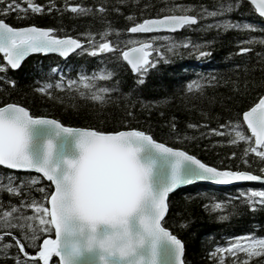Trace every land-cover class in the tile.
<instances>
[{
    "label": "snow or ice",
    "instance_id": "6c2138e0",
    "mask_svg": "<svg viewBox=\"0 0 264 264\" xmlns=\"http://www.w3.org/2000/svg\"><path fill=\"white\" fill-rule=\"evenodd\" d=\"M128 0H119L121 4H127ZM244 0H230L229 3L217 7L214 11H208L200 6L197 14H188L193 11L191 6L173 5L169 9H161L169 14H157L153 18H142L135 22L134 16L129 14L126 20L132 22L127 27L129 34L157 33L167 30L174 33L176 30L187 29L196 25L202 17H216L234 10ZM255 13L264 18V0H248ZM26 7L17 0H0V74L6 70H17L22 61L30 54H58L59 57H68L70 53L87 54L89 57L104 59V54L119 63V60L127 62L131 73L134 75L133 90L141 87L149 70H156L158 61L168 63V56L178 54L183 46L187 51L192 49L196 56L205 57L210 55L207 51H201L213 43L212 40L204 41L203 44H193L191 41L182 39L180 42L172 40L170 35H151L145 40L128 39L126 42L117 39L110 43L106 37L110 28L106 26L99 33L86 32L85 39L74 38L72 35L58 34L63 29L54 27H37L28 25L25 27H13L5 22L4 16L12 14L17 19H27L29 12L40 14L47 10L51 13L55 10L59 16L66 9L73 15L106 14L109 10L105 6L97 4L95 7L84 6L80 3L61 4L56 7L54 0H47V5L35 3L33 0H23ZM135 5L136 0H132ZM148 5H145L147 8ZM118 12V7L111 9ZM179 13V14H176ZM143 16V9L141 10ZM106 23V22H105ZM205 28L219 29L221 32L235 30H257V25L249 23H236L230 19L215 20L212 24L203 26ZM264 32V28H260ZM99 36L102 42L94 37ZM158 40L169 41L165 51L162 52L157 43ZM136 44V47H128L122 50L123 45ZM259 43L264 45V39L252 36L245 41H238L237 55L248 53V46ZM149 49L155 56L150 57ZM53 73L58 68H51ZM113 72H108L112 76ZM84 79L83 76L80 77ZM94 79V77H93ZM65 80L61 74L56 80V88H63L62 81ZM202 81L208 84L215 83L213 77L207 80L189 81L186 85V93L199 91L202 93ZM0 82L14 86L16 81L3 75ZM38 83L34 89L37 93H43L50 99L49 83ZM75 81L67 80L71 86ZM91 87V85H89ZM101 93L118 91L117 88H101ZM131 93L125 94V99ZM94 101H103L105 97L93 94ZM142 107H148L141 101ZM126 116L133 118V112L125 106ZM127 123V121H125ZM48 125L55 129L71 133L75 132L78 137L80 149L79 158L66 160V170L58 171L56 166L48 163L52 152L51 142L44 145V158L41 162H35L26 152L28 144L29 126ZM247 126V133L243 130ZM172 133H175V124L169 125ZM188 128H196L198 125L188 124ZM207 127V125H204ZM221 129H227L231 133L227 143L237 144L242 142L244 147L239 161L246 168L252 164H258V174L249 170H236L229 167L210 165L202 162L196 155L189 154L179 146H167L164 142L156 139L143 130H105L102 126L94 130L91 127H67L57 119H50L42 115H32L29 110L19 103L7 102L0 105V166L9 170H34L36 173L50 182V192L41 187L39 192L42 199H31L28 189L35 183L36 177L31 178V183L24 184V195L27 202L21 201V208L32 209L33 215L25 216L22 213L11 215L4 212L0 217V238L8 236L14 245L4 243L0 239V249L5 258L9 257V248L19 249L24 255L21 259L14 254L11 259L14 264H49L50 257H55L58 264H81V261H89L90 264H183L182 241L169 231L164 225L169 223L166 215L173 209L172 196L180 191V186L189 185L196 181H206L214 184H229L240 181H258L264 183V95H259L256 102L246 110L237 113L231 122L226 121L219 125ZM215 133L223 136L224 133L217 129L209 128L208 134ZM234 137V138H232ZM175 139L183 141L186 138L178 134ZM141 146L150 148L152 154L142 162L137 153ZM253 154V159H246L248 153ZM235 153L228 156L231 159ZM9 194H19V185H9ZM171 194V195H170ZM198 195H203L202 193ZM241 203L250 210H264V190H247L240 192ZM192 199V197H187ZM47 203V207L44 203ZM207 208V205L204 206ZM228 207L227 201L212 203L213 209ZM233 211L236 206L232 205ZM15 211V209H13ZM226 215H218L217 219H226ZM173 225L176 221H172ZM181 227L186 226V221L181 222ZM16 229L21 238L12 234ZM114 231L122 232V239L115 243H108L107 238ZM54 238L45 236L39 243V250L35 251L34 257H29L25 252L24 244L29 247H37V235L39 233H52ZM229 238L228 251L235 256L237 250L248 253L249 256L259 255L264 252V237L257 239L252 236L249 243L240 248L238 244L231 243ZM164 244L166 247L160 248ZM259 246V251H257ZM120 249L119 251L117 249ZM223 246H217L210 253L215 257L217 252L224 253ZM38 258V259H37ZM222 264V262H221ZM232 264H238L233 260Z\"/></svg>",
    "mask_w": 264,
    "mask_h": 264
},
{
    "label": "trees",
    "instance_id": "16d2710c",
    "mask_svg": "<svg viewBox=\"0 0 264 264\" xmlns=\"http://www.w3.org/2000/svg\"><path fill=\"white\" fill-rule=\"evenodd\" d=\"M17 2L26 7L23 0ZM33 2L45 5L46 8L47 0ZM229 2L230 0H136L133 5L132 0H128L127 4H121L119 0H54L57 8L61 4L80 3L93 8L100 4L109 10L106 14L83 16L73 15L66 9L62 10L59 16L55 10L51 13L45 10L40 14L29 12L27 19H17L12 14L4 16V19L10 26L33 24L61 28L63 32L58 34L73 35L82 40L85 37L80 34L99 33L108 26L110 31L104 38L109 39L111 43L117 39L126 42L132 37L126 33V28L132 23L125 19L129 14H132L137 22L145 16L168 13L160 10L169 9L173 5L191 6L193 11L190 13L197 14L200 6L208 11H214ZM145 5L148 7L145 8ZM113 7H118L119 11H111ZM220 19H230L236 23H249L258 27L255 31L229 29L223 32L203 27ZM260 28H264V21L254 13L246 0L235 6L231 12L216 17H202L196 25L187 29L182 28L170 36L176 42L186 39L193 44H203L204 41L212 40L211 45L200 49L209 52L210 55L198 58L192 49L186 51L182 46L178 54L168 56L167 64L158 61L156 70H149L143 85L136 90H133L135 77L128 67L121 59L117 64L109 54H104V59L81 53L72 54L55 73L51 68L61 63L57 57L29 55L17 70L8 69L6 73L0 74V80L6 74L16 81L14 86L0 82V105L7 102L19 103L32 115L48 116L68 126L91 127L94 130L102 126L105 130L130 128L143 130L157 141L187 150L202 162L218 167H229L232 170L239 166L240 170L258 174L256 172L258 164L246 168L244 163L239 161L246 145L242 142L227 143L231 133H228L227 129L219 128V125L226 121L231 122L237 113L246 110L264 93V45L259 43L244 45L251 50L248 53L236 54L238 41L248 40L252 36L264 39V32L260 31ZM94 38L102 40L99 36ZM155 43L158 44L159 41ZM126 45L128 44L125 43L123 47ZM167 46L161 45V51L164 52ZM154 56L153 52L151 57ZM97 70L103 75L94 76L93 79L91 74ZM110 71L113 72L112 76H108ZM61 74L65 80L62 81L63 88L58 89L56 80ZM81 76H85L83 80L80 79ZM209 76L214 78L215 83L208 84L202 81V93L199 91L186 93L185 88L189 81L200 80L201 77L207 80ZM68 79L74 80L75 83L69 86ZM34 82L49 83L51 85L49 90L57 99H50L43 93L35 92L34 89L39 84ZM113 87L118 91L105 93L98 91L101 88ZM127 93L131 94L125 99ZM93 94L102 95L105 100L94 101L91 99ZM141 101L148 107H142ZM126 105L133 112V118L126 116ZM172 123L175 124V133L170 135L172 130L169 125ZM190 123L198 127L190 129L187 127ZM242 127L245 134H248L245 127ZM209 128L217 129L224 135L208 134ZM177 134L186 139L183 141L175 139L174 136ZM233 152L235 155L228 159ZM246 159L251 161L253 154L249 152ZM31 175L33 173L11 171L0 166V217L6 211L10 216L20 213L25 216L31 215V209L20 207L21 201L27 202L22 182L31 183ZM9 185H19V194H9L7 191ZM238 186L241 189L247 187L253 190L264 187V184L245 183ZM238 186L223 188L195 183L180 188V191L171 197L174 202L173 209L166 214L169 223L164 226L182 241L183 264L221 262L232 264L233 260L238 264H264V252L255 256H249L241 251L236 252L235 256L217 252L215 257H210L213 247L224 244L225 239L230 236L250 234L264 237V210H250L242 204V197L237 191ZM41 187L49 192L51 190L49 181L40 178L28 189L29 197L42 199L39 192ZM200 193L203 195H198ZM189 196L192 199H187ZM218 201H227L228 207L213 209L212 203ZM232 205L236 206L235 211ZM218 215H226L227 218L220 220L217 219ZM173 220L176 221L175 225L172 223ZM185 221L186 226L181 227V222ZM12 234L21 238L16 229L12 230ZM0 239L7 244H15L8 236ZM23 246L28 254H34L38 248V244L36 248L27 244ZM8 251L9 257L5 258L0 249V264H14V260L11 259L14 254L24 259L19 249L11 247Z\"/></svg>",
    "mask_w": 264,
    "mask_h": 264
},
{
    "label": "water",
    "instance_id": "95a60500",
    "mask_svg": "<svg viewBox=\"0 0 264 264\" xmlns=\"http://www.w3.org/2000/svg\"><path fill=\"white\" fill-rule=\"evenodd\" d=\"M150 18H153V17H150ZM262 19L264 20V18ZM21 27H25V26H21ZM160 31H167V30H160ZM136 46L137 45H133L130 47H136ZM150 52L151 51H149V54ZM124 62L127 65V62L126 61ZM47 118H50V117H47ZM50 119H53V118H50ZM64 126H67V125H64ZM67 127H70V126H67ZM122 130H129V129H122ZM28 135H29V140H28V144L26 145V152L30 156V158H32L37 163L43 160L44 145L46 142H49V141L52 144V152L49 156L48 163L50 165L56 166L58 171L62 172L66 170L67 168V165L65 164L66 160H76L79 158V155H80V149L78 147L79 137L75 132L65 133V132L55 129L54 127L48 126V125H34V126H29ZM151 154H152V150L150 148L141 146L140 151L137 153V156H138V159H140L143 162L145 158L150 156ZM18 171H32L36 173L34 170H18ZM196 182H206V181H196ZM48 238H54V232H53V236L52 237L48 236ZM42 240L40 241V243L42 242ZM164 247H166V245L164 244L160 245L161 249H163ZM29 257H34V256H29ZM81 264H90V262L81 261Z\"/></svg>",
    "mask_w": 264,
    "mask_h": 264
},
{
    "label": "bare ground",
    "instance_id": "6f19581e",
    "mask_svg": "<svg viewBox=\"0 0 264 264\" xmlns=\"http://www.w3.org/2000/svg\"><path fill=\"white\" fill-rule=\"evenodd\" d=\"M138 22V21H137ZM129 26V25H128ZM127 29V28H126ZM127 33V32H126ZM127 34H129V33H127ZM131 35V34H130ZM138 35L139 36H137V37H135V38H137L136 40H139V38H145V39H147L148 37H150L151 35H154V34H146V35H142V36H140L141 35V33H138ZM158 36H163V35H159L158 34ZM104 39H107V38H104ZM130 39H133L132 37H130ZM109 42H110V40L109 39H107ZM100 42H102V40L100 41ZM111 43V42H110ZM169 44V41H166L165 43H163V42H161V43H159V47L161 46V45H168ZM129 45V44H128ZM128 45H126V46H124L122 49H126V48H128ZM149 51H151V49H149ZM122 60V59H121ZM123 61V60H122ZM124 62V61H123ZM125 64V63H124ZM126 65V64H125ZM127 66V65H126ZM130 70V69H129ZM131 72V71H130ZM244 127H245V129H246V131H247V127L245 126V125H243ZM203 184H205V185H210V186H217V187H223V188H226V187H229V186H233V187H235V186H238V185H242V184H245V183H261V182H258V181H240V182H232V183H229V184H214V183H211V182H202ZM247 188V187H246ZM241 189V188H239V186L237 187V191H238V193H240V192H242V191H247V190H250L251 188H247V189ZM45 236H47V235H41V236H39L38 238H37V244L39 245V243H40V241L45 237ZM235 237V235H233V236H230V237H228V238H226L225 240V243L224 244H222V245H219V246H223V247H225V245H227L228 244V242H229V238H234ZM216 247L217 246H215V247H213V251L216 249ZM53 259H55V257H51L50 258V261H49V264H51L52 262H54V261H56V260H53Z\"/></svg>",
    "mask_w": 264,
    "mask_h": 264
},
{
    "label": "rangeland",
    "instance_id": "374dc122",
    "mask_svg": "<svg viewBox=\"0 0 264 264\" xmlns=\"http://www.w3.org/2000/svg\"><path fill=\"white\" fill-rule=\"evenodd\" d=\"M131 36V35H130ZM164 36V35H163ZM159 41V43H161V42H163V43H165L166 41H164V40H158ZM158 43V44H159ZM32 177H36V180L35 181H39V179H40V176H38V175H31L30 176V180H31V178ZM195 183H197V184H203L202 182H193L192 184H195ZM192 184H190V185H192ZM184 187H186V186H184ZM253 190H264V188H258V189H253ZM45 203H46V201H45ZM45 207H47V206H45ZM31 215H33V211H32V209H31ZM43 233H39L38 235H37V238L39 237V236H41ZM14 235V234H13ZM16 236V235H15ZM252 236L253 235H240V236H236L235 238H239V239H232L231 240V243H233V244H238L239 246H240V248H243V247H245L248 243H249V241H250V239L252 238ZM257 239H259V238H261V237H257V236H255ZM18 238V237H17ZM19 239V238H18ZM224 249H225V253H227V254H230L229 253V251H228V247H227V245L224 247ZM259 249V246H257V249L256 250H258ZM240 250H237L236 252H239ZM242 253H244V254H247L248 255V253H246V252H243V251H241ZM51 264H58L56 261H54V262H52Z\"/></svg>",
    "mask_w": 264,
    "mask_h": 264
},
{
    "label": "clouds",
    "instance_id": "9594fccd",
    "mask_svg": "<svg viewBox=\"0 0 264 264\" xmlns=\"http://www.w3.org/2000/svg\"><path fill=\"white\" fill-rule=\"evenodd\" d=\"M121 239H122V232H120V231H114L107 238V242L108 243H115L117 241H120ZM117 250L119 251L120 249L118 248Z\"/></svg>",
    "mask_w": 264,
    "mask_h": 264
}]
</instances>
